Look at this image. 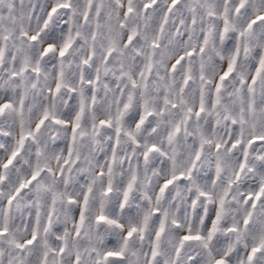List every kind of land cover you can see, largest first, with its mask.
Returning a JSON list of instances; mask_svg holds the SVG:
<instances>
[{
	"label": "snow or ice",
	"instance_id": "obj_1",
	"mask_svg": "<svg viewBox=\"0 0 264 264\" xmlns=\"http://www.w3.org/2000/svg\"><path fill=\"white\" fill-rule=\"evenodd\" d=\"M0 264H264V0H0Z\"/></svg>",
	"mask_w": 264,
	"mask_h": 264
}]
</instances>
